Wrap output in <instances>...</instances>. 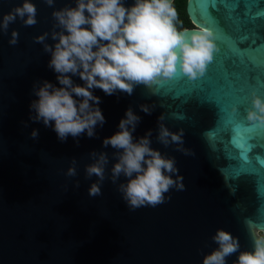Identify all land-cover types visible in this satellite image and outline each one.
Returning a JSON list of instances; mask_svg holds the SVG:
<instances>
[{
	"label": "water",
	"instance_id": "obj_1",
	"mask_svg": "<svg viewBox=\"0 0 264 264\" xmlns=\"http://www.w3.org/2000/svg\"><path fill=\"white\" fill-rule=\"evenodd\" d=\"M33 2L35 25L18 18L7 33L0 31V264H202L217 247L218 228L239 237L241 250H251L252 231L264 228V126L246 116L252 92L264 95V0H188L193 27L180 31L199 26L216 37L218 51L205 75L191 80L179 71L174 79L137 86L132 95L94 89L106 122L91 138L66 141L31 119L30 104L37 82L60 86L50 54L35 37L51 33L54 8L75 6V0H56L53 7ZM21 3L0 0V19ZM13 29L16 45L9 44ZM47 42L53 43L50 35ZM129 107L141 117L134 138L152 130V147L175 157L185 184L166 193L164 203L134 211L119 192L124 177L111 181L115 150L102 143L119 130ZM161 114L172 131L183 129L188 153L157 142ZM33 129L39 130L35 139ZM241 139L244 148L237 146ZM93 151L110 157L95 197L88 190L97 177L85 173ZM73 159L77 175L69 177Z\"/></svg>",
	"mask_w": 264,
	"mask_h": 264
},
{
	"label": "clouds",
	"instance_id": "obj_2",
	"mask_svg": "<svg viewBox=\"0 0 264 264\" xmlns=\"http://www.w3.org/2000/svg\"><path fill=\"white\" fill-rule=\"evenodd\" d=\"M45 2L53 7L56 0ZM52 17L55 24L51 33L45 32L35 40L50 54L49 67L57 74L60 86L48 80L37 82L34 85L37 99L31 102L30 110L31 119L51 127L61 141L84 134L91 138L96 135L97 126L106 122L99 107L101 98L94 94V89L109 96L116 92L132 95L137 86L174 79L179 71L196 80L205 75L218 51L213 30L199 26L190 32L178 30L173 0H134L131 6H126L123 0H75V6L54 8ZM18 18L25 26L37 23L33 0H22L4 13L0 31L7 33ZM49 35L53 43L47 42ZM18 40L19 32L13 29L9 44L16 45ZM74 76L84 83H75ZM140 107L146 114L153 110L147 104ZM246 119L264 126V95L252 92ZM140 120L129 107L119 122V130L102 142L104 148L111 146L115 150L111 181L115 184L124 177L119 192L132 211L164 203L165 194L172 188L185 189L175 157L152 147V130L134 138ZM164 120L161 114L157 142L165 146L176 144L178 151L188 153L183 148V129L172 131ZM38 135L39 130L33 129L32 138ZM237 146L244 148V141L238 140ZM90 155L94 162L85 166V173L87 178L97 177L88 190L89 196L95 197L102 194L110 157L104 151H93ZM66 174L77 175L75 159ZM251 235V250H241L239 237L218 228L212 237L217 247L204 255L202 264H227L228 257L233 255H237L233 264H264V228L260 234L253 230Z\"/></svg>",
	"mask_w": 264,
	"mask_h": 264
},
{
	"label": "trees",
	"instance_id": "obj_3",
	"mask_svg": "<svg viewBox=\"0 0 264 264\" xmlns=\"http://www.w3.org/2000/svg\"><path fill=\"white\" fill-rule=\"evenodd\" d=\"M188 0H173L174 7L177 10L178 17L176 21V26L178 30L193 27V23L187 12Z\"/></svg>",
	"mask_w": 264,
	"mask_h": 264
},
{
	"label": "rangeland",
	"instance_id": "obj_4",
	"mask_svg": "<svg viewBox=\"0 0 264 264\" xmlns=\"http://www.w3.org/2000/svg\"><path fill=\"white\" fill-rule=\"evenodd\" d=\"M257 234H260V232L256 231Z\"/></svg>",
	"mask_w": 264,
	"mask_h": 264
}]
</instances>
